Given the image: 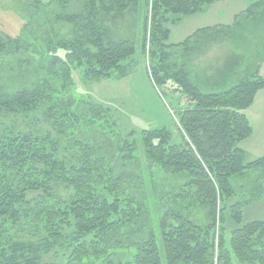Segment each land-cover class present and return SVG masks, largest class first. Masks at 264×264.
<instances>
[{
  "label": "rangeland",
  "instance_id": "obj_1",
  "mask_svg": "<svg viewBox=\"0 0 264 264\" xmlns=\"http://www.w3.org/2000/svg\"><path fill=\"white\" fill-rule=\"evenodd\" d=\"M34 1L0 0V39L7 45L0 52V85L7 94L46 86V92L70 98L72 117L52 128L39 111L35 116H11L2 121L3 126H17L22 132L29 129L52 132V137L58 140L61 160L66 157L75 163L77 156L100 155L114 180L119 181L122 207L130 199L134 203L131 208L141 210L139 221L133 225L139 230L132 242L153 234L162 264H166L161 237L163 230L177 227L176 217L181 216L200 228L210 227L213 222L208 209L188 206L182 194L187 176L164 171L146 159L141 134L167 128L171 143L180 144L179 114L187 102L175 79L183 74L192 86L206 94L226 92L244 79L257 80L258 75L264 81V6L257 8L258 0H218L192 16H167L165 25L171 32L170 42L182 36L189 39L188 43L176 46L167 41L162 49L149 41L151 0H138L136 7L121 14L98 8L96 21L107 32L108 41H127L134 54L122 69L124 76L92 80L84 78L81 67L70 60L68 46L63 48L74 37L78 17L86 15L88 0ZM83 49L90 54L95 52L91 44H85ZM161 53L165 57L163 63ZM153 68L159 70L163 85L152 77ZM254 99L264 100V87ZM259 118L257 114L250 117L252 124L256 121L254 126L258 130L253 142L258 140L263 145L257 150L252 148L247 155L238 144L246 163L264 157V140L259 138V128L264 124ZM125 143L133 149H123ZM230 183L233 195L217 204L214 264H220L217 251L220 238L225 237V249H229V233L236 226L229 212L232 204L242 205L243 224L264 222V169L233 175ZM61 193L64 198V192ZM126 232L124 229L119 244L128 243ZM9 235L22 243L37 244L47 234L38 228L17 226ZM128 253L116 251L109 263L93 258L83 262L128 264ZM70 254L58 245L42 252L41 264H66ZM229 261L242 264L232 254Z\"/></svg>",
  "mask_w": 264,
  "mask_h": 264
},
{
  "label": "trees",
  "instance_id": "obj_2",
  "mask_svg": "<svg viewBox=\"0 0 264 264\" xmlns=\"http://www.w3.org/2000/svg\"><path fill=\"white\" fill-rule=\"evenodd\" d=\"M215 1L218 0H151L149 41L162 49L170 36L165 25L167 16H192ZM137 2L88 0L86 15L78 17L74 37L63 45L68 46L69 58L81 67L84 78L125 75L122 69L133 56V47L127 41H108L96 15L98 8L121 14L136 7ZM255 5L264 6V0ZM85 44H91L95 52L85 51ZM6 47L0 39V52ZM164 60L161 53L160 62ZM150 72L163 85L159 70L153 68ZM258 77L255 81L244 79L223 93L206 94L192 86L183 74L175 79L187 102L179 114L180 144L171 143L167 128L141 134L146 159L164 171L187 176L182 194L188 206L208 209L213 225L217 204L233 195L230 178L247 170L264 169V157L246 163L245 154L238 147L252 133L244 112L264 87ZM46 91L44 86L7 94L0 85V264H41L42 252L58 245L71 252L66 264H86L83 260L89 262L90 258L109 263L110 256L120 250L129 252L128 264H162L153 234L132 242L139 230L133 225L139 221L141 210L134 211L130 199L122 207L119 181L114 180L100 155L73 156L75 163L66 157L61 160L58 140L52 132H22L17 126H3L2 121L11 116H35L39 111L52 128L67 123L72 117L70 98ZM122 148L129 151L133 146L125 143ZM241 210L239 203L229 207L236 226L229 233V249H225V237L220 238L218 262L230 264L232 254L242 264H264V222L243 224ZM176 219L177 227L162 233L165 263L214 264L213 225L200 228L181 216ZM17 226L38 228L47 235L37 244L22 243L9 235ZM124 229L128 230L124 234L126 245L118 241Z\"/></svg>",
  "mask_w": 264,
  "mask_h": 264
},
{
  "label": "crops",
  "instance_id": "obj_3",
  "mask_svg": "<svg viewBox=\"0 0 264 264\" xmlns=\"http://www.w3.org/2000/svg\"><path fill=\"white\" fill-rule=\"evenodd\" d=\"M171 33V32H170ZM170 38H171V35L169 36V39H168V42L170 43V45H180L184 42V40H186L188 38V36L186 37H179V38H176L177 40H172V42H170ZM263 109H264V100H259V99H254V101L252 102V105L244 112L246 117L248 118L249 122H250V126L252 128V133L251 135L245 139L244 141H242L240 143V148L248 155L250 152V150L252 148H254V150H257V147H260L263 145L262 142H257L254 143L253 140L254 139H257V134L258 133V130H257V127L254 126L256 125V121L254 120L253 124L250 120V117L251 116H254L255 114L259 115V117L261 118V121L262 123L264 124V118H262L263 116ZM262 116V117H261ZM259 118V119H260ZM259 130H261V135L259 136L260 140H264V126L261 127V129L259 128ZM246 142V143H245ZM249 142H253V143H250L248 144Z\"/></svg>",
  "mask_w": 264,
  "mask_h": 264
}]
</instances>
